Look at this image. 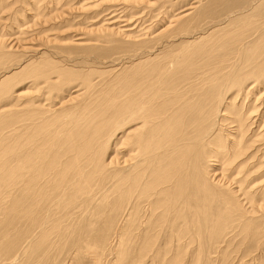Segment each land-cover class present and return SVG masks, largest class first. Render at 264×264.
<instances>
[{"label": "bare ground", "instance_id": "6f19581e", "mask_svg": "<svg viewBox=\"0 0 264 264\" xmlns=\"http://www.w3.org/2000/svg\"><path fill=\"white\" fill-rule=\"evenodd\" d=\"M116 2L0 0V264H264V0Z\"/></svg>", "mask_w": 264, "mask_h": 264}, {"label": "rangeland", "instance_id": "374dc122", "mask_svg": "<svg viewBox=\"0 0 264 264\" xmlns=\"http://www.w3.org/2000/svg\"><path fill=\"white\" fill-rule=\"evenodd\" d=\"M182 1V0H181ZM183 1H189V0H183ZM192 1V0H191ZM195 2H196V0H194ZM110 3H112V2H110ZM118 5H120L121 3H123V0H118V2H116ZM116 3H114V4H116ZM202 4H200L199 6H201ZM117 7H119V6H117ZM197 24H199V22H196ZM12 57H10V59H11ZM112 58V57H111ZM110 58V59H111ZM113 58H115V56H113ZM6 60V59H5ZM12 60L14 61L15 59H13L12 58ZM7 61H11V60H7ZM107 61V60H106ZM7 65V64H6ZM98 66H100V69H102L101 67H104V66H106V65H109V64H106V65H104V64H102V65H100V64H97ZM126 65V64H125ZM14 67V65H12V66H10V68H13ZM118 67V69H120L121 67H123L122 65H119V66H117ZM120 67V68H119ZM107 69H109V68H107ZM8 70H10V69H8ZM5 71V70H4ZM16 71V70H15ZM15 71H13L12 70V72L11 73H13V72H15ZM10 73V74H11ZM17 81H19V80H17ZM17 83V82H16ZM28 90H31L32 91V89H28ZM255 98H258V99H261V102L263 101V99H264V88L262 87V88H259L258 90H257V92H256V97ZM260 105H259V104ZM257 107L258 106H261L262 104L258 101V102H256V104H255ZM264 107V106H263ZM66 110H68V111H70V110H73V108H72V105H68V106H66ZM73 116H74V113H72L71 115H70V117L69 118H71V119H73ZM263 131H261L260 132V134L262 133ZM246 140H249L248 138H245ZM259 141V142H258ZM250 142V144L253 146H256V144L257 143H259V144H261V146H262V150L259 152V155L260 156H263L264 155V144H263V138L262 137H260V136H258L257 134L255 135V138L254 139H252V141H248V143ZM123 147H121L120 145H113V147H111V153H112V155L113 154H121L122 153V151H123ZM262 161H264V159H262ZM263 171V170H262ZM72 238L71 237H69L66 241H65V246H62V247H64V248H61V247H57L55 244H53L52 245V248H51V251H49L46 247H44L43 248V250H44V253H43V255L42 256H50V258H48V259H43L44 261H46L48 264H87V263H85V261L86 260H83V258L86 256L85 254H84V257H82V258H80V259H76V258H74V257H72V258H70V252H72V251H75L76 249H75V247H68V248H66L67 246H68V244H69V242H70V240H71ZM114 239V237H112L111 238V240H110V244H111V246L109 245V247L106 249V251H105V254L102 256V259H103V264H108V262H111L112 260H113V256H114V254L113 253H115L116 252V250L117 249H121L122 248V244H119V246H118V248L117 249H115V251H113V249L112 248H114L115 247V245L117 244L116 243V239L114 240V241H112ZM112 242V243H111ZM115 242V243H114ZM197 245V242H193V243H190V241L189 240H186V241H184V243H183V246H184V248H186V249H188L189 250V247L190 246H196ZM171 246H175V243H173ZM111 248V249H110ZM230 250V257H229V260H228V262L227 263H225V264H251V262H250V260H251V258H254V257H256L257 256V253H259L260 252V250H258V251H256V252H254V254H252V256H251V258H249V257H244L243 255L241 256V252H233V245L229 248ZM95 253L94 251H91V253ZM113 255H112V254ZM238 253V254H237ZM241 253V254H240ZM261 254H263V256H264V251H263V253H261ZM210 256H212V258L216 261V262H218L219 264H222V256H220V253H216V254H211ZM109 257V258H108ZM202 257V261L203 262H201L200 264H209V263H205L206 262V257L205 256H201ZM234 257V258H233ZM98 258H99V255H98ZM112 258V259H111ZM232 258V259H231ZM71 262H70V261ZM146 260H148L149 262H150V258L149 257H147V259ZM68 262V263H67ZM89 264H91V262H89Z\"/></svg>", "mask_w": 264, "mask_h": 264}]
</instances>
